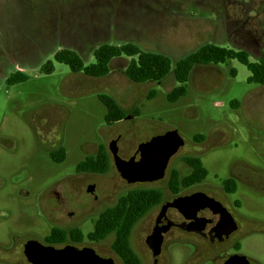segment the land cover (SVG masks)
Listing matches in <instances>:
<instances>
[{
  "label": "rangeland",
  "instance_id": "374dc122",
  "mask_svg": "<svg viewBox=\"0 0 264 264\" xmlns=\"http://www.w3.org/2000/svg\"><path fill=\"white\" fill-rule=\"evenodd\" d=\"M104 42H133L173 63L211 42L245 50L257 61L264 57V0H0V264H28L24 242L47 236L51 224L45 216L52 218L60 209L54 208V189L62 196V210L74 208L76 188L92 181L104 191L105 206L136 187L160 189L164 202L173 197L170 172L176 170L179 179L191 172L187 156L199 157L208 170L194 189L215 195L237 229L214 245H183L185 254L169 264H222L234 253L250 264H264V84L248 82L247 67L228 59L195 66L186 93L171 102L167 94L179 84L172 71L160 82L137 83L123 72L129 60L124 56L102 77L73 72L54 59L56 51L69 48L92 63L93 49ZM48 60L53 69L45 72ZM17 71L26 80L8 84L7 77ZM103 93L117 100L126 118L106 124V107L98 97ZM170 129L185 143L158 181L126 182L111 155L104 173L76 172L86 155L99 146L108 150L117 136L119 154L128 158L139 143ZM199 134L204 138L195 140ZM60 146L65 157L55 161L49 151ZM232 176L236 190L229 193L222 185ZM159 207L132 228V247L142 257L141 244ZM113 238L109 234L92 247L122 264L112 251ZM170 240L179 251L177 234Z\"/></svg>",
  "mask_w": 264,
  "mask_h": 264
},
{
  "label": "trees",
  "instance_id": "16d2710c",
  "mask_svg": "<svg viewBox=\"0 0 264 264\" xmlns=\"http://www.w3.org/2000/svg\"><path fill=\"white\" fill-rule=\"evenodd\" d=\"M94 62L85 63L79 54L69 48H62L54 53V59L67 64L73 72H82L92 77H102L111 70V63L115 58L127 57L128 62L124 66V74L133 82L154 81L160 82L170 71L173 72L178 85L173 87L167 94L169 101L174 102L186 93V83L189 81L191 72L197 65L220 64L228 59H236L244 64L250 75L248 82L264 84V57L257 61H251L250 55L245 50H234L215 43H205L199 46L194 52L183 58L172 62L165 54L154 51H145L133 42L120 44L104 42L99 44L93 51ZM45 72L53 69L50 60L42 65ZM235 73L234 70L231 71ZM26 80V75L17 71L9 75L6 79L8 84H14ZM154 92L151 91L150 95ZM101 102L106 107L105 122L114 124L123 120L127 113L119 105L117 100L108 94L98 95ZM139 114L135 110L132 115ZM204 135H196L195 140L203 139ZM51 157L55 161H62L65 157L63 146L51 151ZM184 161L191 167V172L178 178L177 171L172 170L168 179L169 189L177 193L181 186H189L203 181L208 175V170L204 167L201 159L196 156H187ZM110 154L104 146H99L96 153L87 156L77 164V171H87L93 173H104L110 166ZM224 188L232 193L236 190V183L232 179L224 181ZM162 191L152 187H137L129 189L121 195L115 204L104 209L96 221L95 229L90 237L95 240H102L109 234L114 238L111 248L116 252L126 264H142L137 254L129 242V236L136 222L145 215L150 209L161 204ZM60 229L53 231L47 239L60 241L64 240V235H57ZM60 236V238H58Z\"/></svg>",
  "mask_w": 264,
  "mask_h": 264
},
{
  "label": "water",
  "instance_id": "95a60500",
  "mask_svg": "<svg viewBox=\"0 0 264 264\" xmlns=\"http://www.w3.org/2000/svg\"><path fill=\"white\" fill-rule=\"evenodd\" d=\"M184 143L178 131L170 129L139 143L137 151L140 157L138 159L135 155L122 158L119 155L117 139H112L108 143V150L120 176L128 183L154 182L164 178L171 157ZM93 190L94 184L88 185L87 191L93 192ZM169 207L176 208L185 219H193L199 209L209 208L212 213L219 215V220L214 227L215 235L219 240H223L237 229L235 219L219 200L201 191L180 195L161 205L156 224L146 237V243L154 255L160 252L163 233L172 225V222L164 226L158 224L166 215ZM189 225L188 229H190ZM23 253L31 264H115L112 257L100 256L92 247L77 248L72 245L55 247L44 245L34 239H29L24 243ZM223 264H250V262L245 255L235 253L231 254Z\"/></svg>",
  "mask_w": 264,
  "mask_h": 264
},
{
  "label": "flooded vegetation",
  "instance_id": "af4514ba",
  "mask_svg": "<svg viewBox=\"0 0 264 264\" xmlns=\"http://www.w3.org/2000/svg\"><path fill=\"white\" fill-rule=\"evenodd\" d=\"M54 124H55V122H54ZM56 126H57L56 124L54 127L51 126V129L56 130L57 129ZM113 139H117V144H118L119 136H117L116 138H113ZM118 148H119V145H118ZM97 149H96V151H97ZM119 150H120V148H119ZM96 151L93 152L92 154L86 155V157L89 155H93L94 153H96ZM49 154H51V151H49ZM133 155H135L136 159H138L140 157L137 149L129 157H131ZM76 172L77 173H93V172H87V171H77V169H76ZM234 178H235V176L230 177V179H232V180H234ZM136 183H144V182H136ZM90 184H94L93 192L87 191V187ZM197 184L198 183H194V184H191L189 186H181L182 188L180 187V190L177 193H173L171 191L173 193V197L171 198V200L177 196L188 195V194H191V193L197 192V191L205 192L207 195L218 200L215 197V195H213L211 192H209L206 189H200V188L194 189L195 185H197ZM222 188H224V183L222 185ZM182 190H184L185 192L182 193ZM53 193L55 194V197L52 198V199H54L53 201H55L54 202L55 203L54 208L57 207L60 209H57L58 213L53 214L52 218H48L45 216V218L51 224L49 234L47 236H45L43 239L36 238V237H29L28 239H26V241L29 239H34V240L41 242L44 245H53L55 247H63L65 245H72V246H75L77 248H82V247H86V246L92 247V245H94L95 243L100 242L101 240H95V239L91 238L90 234L95 229L96 221L99 217V214L109 206H105L104 204L103 205L101 204L105 200L106 195L104 194V191L99 187L98 183L96 181H92V182H88L82 188L77 187L76 191H75V196L78 198L79 202L72 209H67L65 207L64 210H62L61 205L63 203V199H62L60 192L57 191L56 189H54ZM164 202H166V201H164ZM164 202H161L160 207ZM98 207H100V209ZM160 207H159V209H160ZM169 210H172L171 214H168ZM158 212H159V210H158ZM158 212L154 218L153 225H151L150 230L146 233V235L144 237V243L141 244L145 248V250H143V251L141 250V252H140L143 255V257L133 249L135 251V253L137 254V256L140 259L142 264H144V261H146V264H169V262L173 259V257L178 255V253L179 254L181 253V256L185 254L183 245H193V247L195 249H199L201 247V245H203L204 243L214 245L217 242H223V241L229 239V237L233 233L232 232L229 236L224 237L223 240H219L217 238V236L215 235L214 227L219 220V215L212 213V211L209 208H202L196 212L195 218H203V219L199 220V219H195V218L185 219L184 215L181 214L176 208L169 207L166 211V215L159 221L158 224L160 226H164L168 222H172V225L170 226V228L166 232L163 233V241L161 244V250L158 254L154 255L153 251L151 250V248L146 243V237L151 233L154 225L156 224V217L158 215ZM59 213H61V215ZM63 214L66 215L67 220L63 218ZM188 224H190L189 225L190 229L187 228ZM56 229L61 230L60 233H57V235H61V234L64 235L63 241H60L61 239H58V240H53L52 238L49 240L47 239V237L51 236L53 231ZM176 234H177V238L179 239V241H181V243L179 242V244L182 245L181 247H179L180 249L178 248L179 251H177V252L173 248V245L175 244V242L170 240V239H174ZM58 238H60V236ZM129 242H130V245L132 247V244H131L132 243V231H131L130 236H129ZM93 249L96 251L95 248H93ZM22 252H23V248H22ZM114 253H115V256H117L120 259L122 264H126L124 262V260L116 252H114ZM23 255H24V253H23ZM100 256L110 257V256H105V255H100ZM229 256L230 255H226V257L223 259V263ZM24 258L27 261L25 255H24ZM113 260H114L115 264H117L116 259L113 258ZM27 263L31 264L28 261H27Z\"/></svg>",
  "mask_w": 264,
  "mask_h": 264
},
{
  "label": "crops",
  "instance_id": "0c3cea01",
  "mask_svg": "<svg viewBox=\"0 0 264 264\" xmlns=\"http://www.w3.org/2000/svg\"><path fill=\"white\" fill-rule=\"evenodd\" d=\"M95 48H96V47H95ZM95 48H94V49H95ZM94 49H93V50H94ZM154 52H155V51H154ZM123 70H124V69H123Z\"/></svg>",
  "mask_w": 264,
  "mask_h": 264
}]
</instances>
